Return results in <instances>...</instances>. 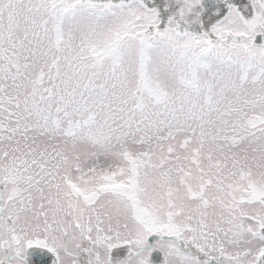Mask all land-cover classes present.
Returning a JSON list of instances; mask_svg holds the SVG:
<instances>
[{"label": "snow or ice", "instance_id": "1", "mask_svg": "<svg viewBox=\"0 0 264 264\" xmlns=\"http://www.w3.org/2000/svg\"><path fill=\"white\" fill-rule=\"evenodd\" d=\"M0 264H264V0H0Z\"/></svg>", "mask_w": 264, "mask_h": 264}]
</instances>
